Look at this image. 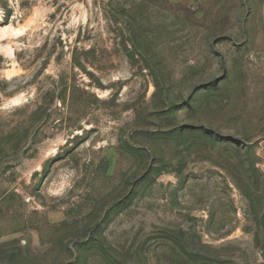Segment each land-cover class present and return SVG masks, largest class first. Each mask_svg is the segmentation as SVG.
Here are the masks:
<instances>
[{"label": "rangeland", "instance_id": "rangeland-1", "mask_svg": "<svg viewBox=\"0 0 264 264\" xmlns=\"http://www.w3.org/2000/svg\"><path fill=\"white\" fill-rule=\"evenodd\" d=\"M0 264H264V0H0Z\"/></svg>", "mask_w": 264, "mask_h": 264}]
</instances>
